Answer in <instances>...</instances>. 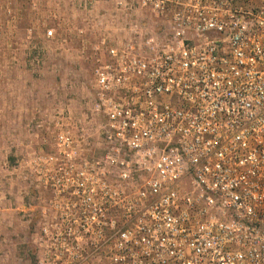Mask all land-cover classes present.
Segmentation results:
<instances>
[{"label":"built area","instance_id":"obj_1","mask_svg":"<svg viewBox=\"0 0 264 264\" xmlns=\"http://www.w3.org/2000/svg\"><path fill=\"white\" fill-rule=\"evenodd\" d=\"M112 1L155 22L98 47L81 238L112 264H264V0Z\"/></svg>","mask_w":264,"mask_h":264},{"label":"rangeland","instance_id":"obj_2","mask_svg":"<svg viewBox=\"0 0 264 264\" xmlns=\"http://www.w3.org/2000/svg\"><path fill=\"white\" fill-rule=\"evenodd\" d=\"M132 20L155 22L112 0H0V264H112L81 238L69 178L104 155L98 47Z\"/></svg>","mask_w":264,"mask_h":264}]
</instances>
